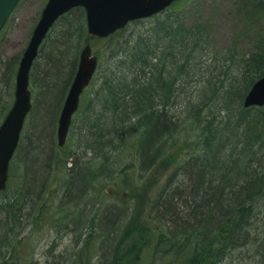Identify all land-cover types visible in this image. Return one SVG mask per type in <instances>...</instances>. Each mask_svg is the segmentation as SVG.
<instances>
[{"label": "trees", "instance_id": "16d2710c", "mask_svg": "<svg viewBox=\"0 0 264 264\" xmlns=\"http://www.w3.org/2000/svg\"><path fill=\"white\" fill-rule=\"evenodd\" d=\"M179 11L102 41L87 36L81 8L53 25L30 73L41 94L9 167L8 185L14 174L20 183L1 208L17 212L2 213L6 234L21 235L23 203L42 219L50 201L65 233L79 225L81 248L103 259L97 264H225L240 248L250 252L247 264H264V204L256 207L264 203V106L243 107L264 73V34L249 54L236 42L218 49L206 27ZM86 43H101L99 64L60 148L58 112ZM3 56L0 121L21 54ZM168 166L143 216L135 215L140 181Z\"/></svg>", "mask_w": 264, "mask_h": 264}, {"label": "rangeland", "instance_id": "374dc122", "mask_svg": "<svg viewBox=\"0 0 264 264\" xmlns=\"http://www.w3.org/2000/svg\"><path fill=\"white\" fill-rule=\"evenodd\" d=\"M46 1L21 0L18 3L0 34V53L4 54L3 60L13 59V57L22 54ZM174 8L180 10L179 13L181 12L187 23H198L206 27L209 37L214 40V44L218 49L236 42L242 53L249 54L253 51L255 39L264 34V0H180ZM100 49L101 43L92 45L94 53L99 52ZM39 62L40 55L35 61L34 70L38 67ZM99 75L100 73H98ZM30 77L33 108L32 113L26 120L25 134L29 133L32 127L33 111L41 94V89L34 81L35 76L30 75ZM3 112L4 110L0 111V119ZM168 170H170L169 166L158 169L155 174L151 171L147 174L145 180L143 178L140 181L141 198L138 206L136 205V210L135 205H132L133 210L136 212L135 215L143 216L149 200L154 195L157 186L163 183ZM23 182L25 183V180ZM19 183V175L14 174L10 184L0 193V211H2L0 212V264H4L2 261L6 259L8 260L5 264H84L80 256L85 259L90 258L91 260H87L90 264H97L103 260L99 258V255H93L95 251L89 253L90 251L81 248L82 237L79 238V235H77L82 231L79 225L78 227L75 226L76 228L71 227L73 233L63 231L64 229L61 227L65 226L67 222L65 223L63 218L57 219L54 217L53 214L57 213V209H51L50 201L48 207L43 211L45 213L42 219L35 215H28V212L31 213V211L27 210L28 207L26 208L24 203L22 204L23 209L20 211H25L24 213L27 215L19 220L21 235L17 236V239L20 241L21 237L22 243L21 246L16 244V234L9 232V230L6 234V229L2 228V213L6 215L8 211L11 213L10 216L13 217L14 213L17 212L1 208H4L9 200L14 202V197H17L14 187H18ZM52 204H55V202H52ZM41 223L44 227H41ZM12 228L16 233L17 229ZM6 243H14L13 248L8 250ZM51 245H53V248L49 251ZM4 246L6 247L4 248Z\"/></svg>", "mask_w": 264, "mask_h": 264}, {"label": "water", "instance_id": "95a60500", "mask_svg": "<svg viewBox=\"0 0 264 264\" xmlns=\"http://www.w3.org/2000/svg\"><path fill=\"white\" fill-rule=\"evenodd\" d=\"M18 1L0 0V31ZM173 1L175 0H47L19 62L12 106L0 125V190L5 187L8 164L31 108L28 89L31 66L40 45L60 16L75 7H82L88 36L101 39L123 29L130 21L148 18L162 11ZM96 65L97 58L92 55L91 47L87 44L80 52L74 78L58 117L56 135L60 147L65 143L72 116L78 108L84 89L92 79ZM243 106H264V75L252 85L244 98Z\"/></svg>", "mask_w": 264, "mask_h": 264}, {"label": "bare ground", "instance_id": "6f19581e", "mask_svg": "<svg viewBox=\"0 0 264 264\" xmlns=\"http://www.w3.org/2000/svg\"><path fill=\"white\" fill-rule=\"evenodd\" d=\"M263 204H264L263 202H258V205H256V207L259 206L258 208H261ZM252 211L254 212L253 208H252ZM247 250H248L247 248H240V249L234 250L236 251V253L233 256V259H231L230 261L224 260V263L225 264H247V259L245 258H246V255H250L249 254L250 252H248Z\"/></svg>", "mask_w": 264, "mask_h": 264}]
</instances>
